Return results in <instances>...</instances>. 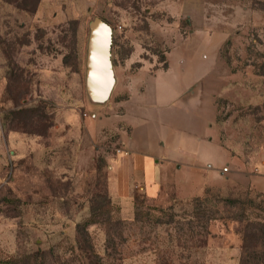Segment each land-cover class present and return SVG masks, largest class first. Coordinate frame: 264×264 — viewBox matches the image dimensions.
Listing matches in <instances>:
<instances>
[{"label":"rangeland","instance_id":"374dc122","mask_svg":"<svg viewBox=\"0 0 264 264\" xmlns=\"http://www.w3.org/2000/svg\"><path fill=\"white\" fill-rule=\"evenodd\" d=\"M25 1L0 0V264H264L237 234L240 216L264 220V0ZM94 17L115 76L132 74L128 104L120 87L86 95ZM121 122L137 148L147 131L178 147L193 166L179 196L200 207L171 189L151 204L133 188L132 217L106 203Z\"/></svg>","mask_w":264,"mask_h":264},{"label":"crops","instance_id":"0c3cea01","mask_svg":"<svg viewBox=\"0 0 264 264\" xmlns=\"http://www.w3.org/2000/svg\"><path fill=\"white\" fill-rule=\"evenodd\" d=\"M114 78L113 89L120 87L124 91H120L119 104H128L132 96L131 91L134 89L132 74L115 76L114 73ZM124 96L125 98H123ZM119 114L124 116L125 113L120 112ZM112 130L119 135L120 147L111 158L107 191L112 203L118 205L122 216L133 215V188L139 189L151 204L163 200L170 189L175 191L177 197L184 200L200 196H179L178 177L183 172H190L193 166L190 161L181 158L175 144L172 147L161 137L154 135L152 131H147L137 148L134 146L133 136H131L133 129L129 124L121 122L113 126ZM1 136L2 132L0 131ZM4 146L6 147V145ZM8 160V155L0 154V172L3 170L0 173V184L4 181Z\"/></svg>","mask_w":264,"mask_h":264},{"label":"water","instance_id":"95a60500","mask_svg":"<svg viewBox=\"0 0 264 264\" xmlns=\"http://www.w3.org/2000/svg\"><path fill=\"white\" fill-rule=\"evenodd\" d=\"M111 27L98 17L88 23L85 56V92L90 101H106L114 87L111 63Z\"/></svg>","mask_w":264,"mask_h":264},{"label":"trees","instance_id":"16d2710c","mask_svg":"<svg viewBox=\"0 0 264 264\" xmlns=\"http://www.w3.org/2000/svg\"><path fill=\"white\" fill-rule=\"evenodd\" d=\"M38 1L39 0H33L32 1V3H33L32 13L36 10V7L38 5ZM23 2L25 3L27 1L23 0ZM18 9H21V11H23L25 14H28V13L30 14L31 13V11L28 12L23 7L22 8L19 7ZM24 36L25 35H23V37L19 38V39L14 38L16 43L20 42L21 45H24L25 41H26ZM160 62H161V65H162L161 67L163 69H166V67H167L166 59L163 58ZM257 198L258 199L261 198L262 200H264V194H258ZM137 200H138L137 194H133V204H134L133 206H135L137 204ZM202 200L203 199H200V198L196 197V198H193V199L189 200L190 201L189 204H191V205L194 204L195 206L200 207ZM105 201H106V203L108 205H110V204L112 205L113 204L111 199H110V197H109V195H108L107 187H106ZM133 214H134V212H133ZM132 216H130V217H132ZM203 217L205 219L203 218L204 220H202V221L200 220V218H196V222H193V221H190V220L184 221L183 224H181L180 222L179 223L177 222V225L179 224V226L177 227L178 233H181V234L182 233H187V235H193L194 234L193 233V227H196V226L200 227L202 229V231H205V224H206L205 221H211V220L216 219L214 217V212L211 213V216H207L206 214H204ZM238 219L239 218H237V220ZM238 224H239V226L237 228V234L239 235L240 240H241V242L243 244L242 245L243 251H244V248L246 247V244H247L246 242H248L249 239H251V241L253 242L254 249H256L255 248L256 246H262V248L264 249V242H263L264 241V220L251 221V220H248V218L240 216V220H238ZM206 234L209 235L208 232H206ZM200 242H202V241H199V243ZM199 243H198L197 247L201 248L202 246ZM251 256H252L253 259H259L260 257L264 256V250L262 252L258 253V254H255V253L252 252ZM241 263L245 264V261H243L241 259Z\"/></svg>","mask_w":264,"mask_h":264},{"label":"built area","instance_id":"2783aa9c","mask_svg":"<svg viewBox=\"0 0 264 264\" xmlns=\"http://www.w3.org/2000/svg\"><path fill=\"white\" fill-rule=\"evenodd\" d=\"M223 173H225V172H227L228 171V169L226 168V167H224V168H222V170H221Z\"/></svg>","mask_w":264,"mask_h":264}]
</instances>
